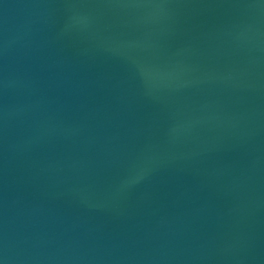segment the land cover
<instances>
[{"label": "water", "instance_id": "water-1", "mask_svg": "<svg viewBox=\"0 0 264 264\" xmlns=\"http://www.w3.org/2000/svg\"><path fill=\"white\" fill-rule=\"evenodd\" d=\"M2 264H264V0H0Z\"/></svg>", "mask_w": 264, "mask_h": 264}, {"label": "snow or ice", "instance_id": "snow-or-ice-1", "mask_svg": "<svg viewBox=\"0 0 264 264\" xmlns=\"http://www.w3.org/2000/svg\"><path fill=\"white\" fill-rule=\"evenodd\" d=\"M0 264H2V262H0Z\"/></svg>", "mask_w": 264, "mask_h": 264}]
</instances>
